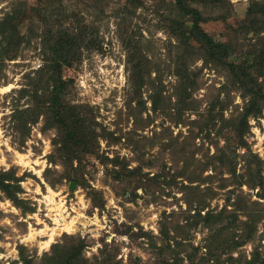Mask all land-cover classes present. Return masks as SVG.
<instances>
[{
	"label": "rangeland",
	"instance_id": "obj_1",
	"mask_svg": "<svg viewBox=\"0 0 264 264\" xmlns=\"http://www.w3.org/2000/svg\"><path fill=\"white\" fill-rule=\"evenodd\" d=\"M252 2L264 0L194 4L202 29L251 62L253 45L264 50V31L241 29ZM14 11L23 14L18 46L0 36V172H11L23 205L0 192V264H21L20 246L40 264L66 236L85 240L90 262L105 255L119 264L264 257V110L247 117L240 136L246 93L228 70L205 64L172 33V21L190 22L171 0L135 7L123 0H0V20ZM42 14L55 33L86 32L61 70L64 101L86 120L92 139L81 163L53 146L57 128L44 130L43 116L34 121L35 105L46 104L54 88L44 71ZM130 58L143 65L138 85ZM250 72L264 90V53ZM198 209L213 214L206 228L199 218L194 225Z\"/></svg>",
	"mask_w": 264,
	"mask_h": 264
},
{
	"label": "trees",
	"instance_id": "obj_2",
	"mask_svg": "<svg viewBox=\"0 0 264 264\" xmlns=\"http://www.w3.org/2000/svg\"><path fill=\"white\" fill-rule=\"evenodd\" d=\"M128 5L132 4L134 7L139 5L140 0H123ZM174 4V11L184 13L189 20L188 23H180L177 21L171 22L172 33H176L178 37L182 39L183 44L188 45L191 50H194L195 55H199L200 59L204 58V63H212L215 67H222L229 71L233 76L234 80L239 83L240 88L246 95L244 98L248 97L247 105L244 111L238 116L239 120V130L238 134L242 136V133L247 125V117L253 114L260 113L264 110V90L260 86L257 88V79L251 77L252 73L250 69H255L259 65V58L264 53V50L257 48V44L253 45V53L251 56H255V60L245 61L243 55L238 56L234 48L222 41L210 36L206 33L201 24L205 23V19L202 13L194 4L206 6L211 4L213 6H224L225 3H229V0H171ZM35 7H32L33 11ZM19 11H14L11 14H6L0 20V36L4 40L8 41V47L13 44L16 48L20 42L18 36V26L19 21L23 18V14ZM40 20H42L45 25L44 33V51L48 55L46 58L44 71L48 74L46 83L50 81L54 84L52 92L49 97L45 96L44 105H35L36 111L35 115L37 119L39 116L45 118L44 130H49L57 128L59 133L58 136L60 140L55 139L52 141L53 146L61 154L67 156V161L71 163L73 160H77L81 163V154L88 153L93 145H90L91 138H89V127L85 126V119L81 117V114L77 111L74 106H70L65 103L64 97L67 94V84L62 80L61 70L63 66H70L73 50L76 52V42H83L85 31L81 29L74 35L69 33L66 28L63 30L60 27L56 30V25L49 26L46 23L45 15H38ZM186 22V21H185ZM186 25L188 26L186 29ZM241 29L245 33H255L260 34L264 31V2H252L246 11V18L241 23ZM193 42L198 47V52L195 48L190 45ZM15 44V45H14ZM241 59V63L238 64V59ZM132 58L129 60L131 64L130 79L136 85L142 81L143 65L141 62L133 63ZM177 75L183 76L180 71ZM38 85V84H37ZM36 85V86H37ZM35 86V87H36ZM26 91H22L25 93ZM33 121V122H34ZM91 147V148H90ZM129 173V172H128ZM11 172H0V192L5 194L7 198L13 203L17 208H21L23 201L19 199L17 189L19 185L13 187L8 181H10ZM260 184V183H259ZM258 184V185H259ZM201 210L196 211L197 220L194 225L198 224L199 220L202 219L204 227L206 228L210 219L213 218V214L207 211L205 216H202ZM222 212L215 214L214 216H221ZM162 239L165 243L169 242L170 238L165 231L161 230ZM182 240V239H181ZM66 242L55 243L51 245L49 252L43 254L40 264H119L120 261H115L116 256L105 255L103 258L95 257L92 262L84 257L83 252L86 248V243L84 239L74 238L66 236ZM237 244V243H236ZM221 245V244H220ZM19 259L21 264H37L34 260L33 255H27L25 248L20 246L18 248ZM138 264V262H135ZM159 264H180L177 257H171L168 260H162ZM244 264H264V257L258 253L254 254L252 258L246 261Z\"/></svg>",
	"mask_w": 264,
	"mask_h": 264
},
{
	"label": "bare ground",
	"instance_id": "obj_3",
	"mask_svg": "<svg viewBox=\"0 0 264 264\" xmlns=\"http://www.w3.org/2000/svg\"><path fill=\"white\" fill-rule=\"evenodd\" d=\"M67 228H69V230H73L74 225H69Z\"/></svg>",
	"mask_w": 264,
	"mask_h": 264
}]
</instances>
